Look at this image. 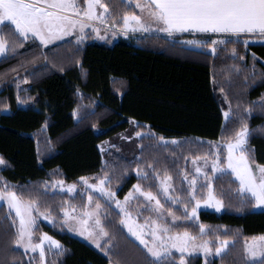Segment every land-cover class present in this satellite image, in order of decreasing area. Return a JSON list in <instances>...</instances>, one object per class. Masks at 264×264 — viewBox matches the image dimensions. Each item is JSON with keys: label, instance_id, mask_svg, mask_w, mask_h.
I'll list each match as a JSON object with an SVG mask.
<instances>
[{"label": "trees", "instance_id": "16d2710c", "mask_svg": "<svg viewBox=\"0 0 264 264\" xmlns=\"http://www.w3.org/2000/svg\"><path fill=\"white\" fill-rule=\"evenodd\" d=\"M101 3L108 6L109 17L132 12L123 0ZM1 36L8 48L0 58V156L6 161L0 178L20 199L35 200L38 210L54 218L69 199L47 189L55 179L107 176V184L121 196L136 182L155 191L153 174H167L175 194L185 199L180 172L188 160L209 154L211 142L233 139L242 123L250 129L246 154L253 163L264 164V42L245 46L230 41L211 53L184 46L178 36L156 33L111 43L63 40L46 46L18 38L5 25ZM132 123L134 132L150 133L133 138L129 149L101 151L100 144ZM160 137L181 141L162 144ZM137 168L148 173L147 180L138 178ZM212 188L222 212L201 210L197 220L189 221L175 207L179 220L172 226L197 238L229 241L225 252L206 264H252L244 242L264 236V210H253L247 193L241 205L239 183L229 173L216 176ZM53 224L39 225L64 249L49 256L50 264H153L113 208L104 216L107 252L72 235L60 222ZM15 233L12 217L0 205V264H32L15 246ZM169 259L178 261L179 256L157 264H169ZM185 261L203 264L200 255Z\"/></svg>", "mask_w": 264, "mask_h": 264}, {"label": "snow or ice", "instance_id": "6c2138e0", "mask_svg": "<svg viewBox=\"0 0 264 264\" xmlns=\"http://www.w3.org/2000/svg\"><path fill=\"white\" fill-rule=\"evenodd\" d=\"M84 3L86 7H84L83 11H79L77 10L75 0H51V2L45 4H42L41 0H0V31L7 25L11 28L13 34L18 35V38L27 40L32 36L38 39L41 44L49 45L52 41L74 34L78 28L79 34L76 35V40L79 42L86 38L84 35L85 28L91 26L86 21L100 20L102 23V18L108 10V6L101 3V0H84ZM97 5L103 10L99 14L95 12ZM135 7L140 9L141 12H145L147 19L141 15H136L135 13L128 14L126 12L123 15L122 30L149 31L152 25H157L160 32L167 33L169 36L176 32L185 33L187 31L203 34L210 33L219 37V39H213L211 43H208V48L212 52L216 51L218 44H227L231 38H235L236 42H239L241 37L251 38L257 34L261 38H264V0H149L148 3H141L137 0ZM49 9H54L55 11H50ZM70 12H75V16L67 14ZM94 31L99 34V28H95ZM243 42L247 44V39H244ZM186 43L201 44L200 41L193 40H188ZM7 48L6 42L0 38V55L6 54ZM232 52L235 54V49H232ZM17 100L18 102H22L19 96ZM244 111L249 112L251 110L244 109ZM72 115L74 118L79 119L76 109H73ZM224 116L228 118L229 112H224ZM249 133L250 129L247 123H242L240 128L235 131L234 138L229 139L226 145H224L227 148L224 164L239 181L241 205L246 203L243 193L247 191L251 193L255 204L259 206L264 205V164H256L254 169L252 166L253 161L244 150ZM142 135L144 133H135L136 137H141ZM160 140L163 141L164 138L161 137ZM172 143L176 144L177 141L173 140ZM218 146L217 144H210L209 154H212V150ZM249 151L254 153L255 149L252 148ZM209 154L194 159H204L205 163H207ZM219 160L220 157L216 156L211 161L212 173L220 171L224 166L219 164ZM5 163L4 158L0 156V165ZM148 167L151 168L152 165ZM136 171L139 179H148L147 172H144L140 168H137ZM195 172L197 174L201 173V167H196ZM204 177L208 186V192L207 199L203 203L212 204L219 211L222 202L212 194V178L207 172H204ZM79 179L85 185H88V179L85 177H80ZM156 179H159V177L157 176ZM184 179H187V176H184ZM106 180L107 176L99 183L102 185ZM171 180L172 178L169 175H165L158 185V192L155 194L152 191H142L139 183L134 184L129 193L125 195L123 202L120 200L115 201L116 207L120 209L121 213H124V205L133 198L134 194L139 193L146 200L145 208L151 205L152 211L157 214V219L145 218L146 222L151 219L149 225L151 228V232L149 233L152 238L151 241L144 239L143 229L145 226L133 221L130 214H126V218L122 216L120 221L127 231L144 246L147 254H150V257L153 258V264H157L161 259L172 257L173 249L179 254V259L178 261L169 259V264H186L184 254L190 251L199 250L206 256L212 252V249L208 246L209 241L201 240L197 242V237L191 235L187 229L182 232H172L168 224L157 222L164 215V205L159 199L160 193H163L166 199L173 203L179 201V197L170 195V192L174 190ZM56 183L63 185L64 182H53V187H55ZM196 183L197 176L193 175L191 188L194 189ZM91 187L95 188L97 185H91ZM74 188L75 185H69L68 191L72 192ZM100 191L109 200L115 198V193L110 189L101 187ZM0 197L7 200L10 208L15 210V217L19 220L14 240L16 245H21L26 250L41 249L40 255L42 260L45 255L42 248L45 240L50 241L51 245L56 247L57 255H60L64 251L60 242L53 239L47 233L41 234L39 243L32 242V229L36 223V218L32 215V209L37 203L35 200L22 201L17 198L14 192L0 191ZM189 198L196 201L190 211H188L187 205H185L186 216L190 218L196 216L201 201L196 199L194 192H189ZM99 207L100 205L97 204V208ZM61 211L64 214V224L69 226L70 231H75L79 235L86 237L100 248L101 251L107 252L109 250L107 244L101 247V238L107 237L108 233L98 218L95 220L94 227H89L87 226V219L81 220L78 217L70 216L66 209H61ZM167 214L172 217L173 221L178 220V217H176L171 208L167 209ZM43 215L46 220L50 219L47 212L43 213ZM92 215L94 213L84 212L86 218ZM52 222L55 223L54 220ZM13 224H15V219H13ZM204 227L203 224L200 225L201 235H203ZM259 240L264 241V236L259 237ZM227 243L228 241L225 240L217 247L215 249L216 253L220 254ZM245 253L253 258L252 264H256L255 258L260 257V259H264V243L246 244Z\"/></svg>", "mask_w": 264, "mask_h": 264}, {"label": "rangeland", "instance_id": "374dc122", "mask_svg": "<svg viewBox=\"0 0 264 264\" xmlns=\"http://www.w3.org/2000/svg\"><path fill=\"white\" fill-rule=\"evenodd\" d=\"M125 5L129 8H131L132 12L128 13V14H132L135 13L136 15H141L143 16L145 19H147V15L145 12H141L140 9L136 8L135 5L137 3V0H123ZM42 4H45L47 2H51V0H41ZM139 2L141 3H146L142 0H139ZM75 4L77 7V10L79 11H83L84 7H86L84 0H75ZM50 11H55L54 9H49ZM101 11H103L99 5L96 6L95 8V12L97 14H99ZM68 15L71 16H75V12H70L67 13ZM109 12L107 10V12L105 13L104 17L102 18L103 22L101 23L100 20H95V21H91V22H87L86 23H90L91 26L90 27H86L84 30V35H85V39L81 40V41H77L76 40V35L79 34V29L77 28L75 30L74 34H70L69 36H64L61 39L55 40L50 42L49 45L58 43L60 41L63 40H72L78 44H83L86 41L89 40H96V41H100V42H106V43H111L119 38H125V39H131V38H136L138 36H142L144 34H151V33H147L148 31H132L131 29H128L126 31L122 30L123 27V15H120L118 18L115 17H109ZM111 26V27H110ZM95 28H99V34H97L96 31H94ZM151 29H158L157 25H152ZM150 31V30H149ZM115 32V34H113ZM157 34V33H156ZM162 36H168V37H172L167 35V34H160ZM101 37H103V39H101ZM0 38L3 39V37L1 36V31H0ZM29 39H33L36 40L40 43V41L32 36L29 37ZM213 39H219V37L214 36L213 34H206V35H191L188 36L186 38H180L179 41L186 47L189 48H196V49H204L207 50L211 53H213L209 48H208V43H211V41ZM244 39H247V44H245L243 42ZM4 40V39H3ZM188 40H193V41H200L201 44H188L186 43V41ZM5 41V40H4ZM205 41H207V43H205ZM236 42L235 38H231L228 40V42ZM6 42V41H5ZM258 42H264V38H261L258 34L256 36H252L251 38L249 37H241L239 42H236L238 44H242L247 46L249 43H258ZM7 44V43H6ZM43 45V44H42ZM224 45L223 43L218 44L216 46V48L220 47ZM8 46V45H7ZM47 46V45H46ZM7 53V52H6ZM4 55H0V58L5 56ZM225 117V116H224ZM226 118V117H225ZM135 123H132L131 127L129 129H127L125 132H122L120 134H118L117 136H114L113 138L104 141L102 144H100L99 148L101 149L102 152H106L110 149H114V150H126L129 149L130 145L129 143L131 141H133V138H139L135 136V133L133 130ZM141 133H144V135L149 134V131H139ZM143 136V135H142ZM161 138V137H160ZM159 138V142L162 144H166V143H172L173 140L177 141V143H179L181 140L180 139H176V138H164L163 141H161ZM176 143V144H177ZM211 144H217L219 145L218 147H216L215 149H213L212 154L208 156V162L205 163L204 159H194V158H190L188 160L187 163V168L183 169L180 172V178L182 179V181L185 184V188L188 191V196L183 199L181 196L176 195L175 191L173 190L172 192H170L171 196L174 197H179V201L177 203H173L172 201H169L166 199V197L163 195V193L159 194V199L161 200V203L164 205V215L163 217L158 219V223H165L168 224L169 227L171 228L172 232H182V231H178L175 229V227H173L172 225L177 222L179 220L173 221L172 217L170 215L167 214V209L171 208L172 211L174 212V214L176 215V217H179L176 214V211L174 210L175 207H181L182 210L185 213V205H187L188 211L191 210V207L193 204L196 203L195 200H190L189 198V192H194L196 195V199L201 201V203L199 204V207L197 209V214L194 217H187L186 213V220L189 221H195L197 220L198 216H199V212L201 210H212L215 211L217 213H220L224 210L223 207V203L222 206L220 208L219 211L216 210V207L212 204H205L203 203V201L205 199H207V192H208V186L207 183L205 182V177H204V172H207L208 175L213 179L221 174L224 173H229L232 175L231 170L228 169L226 167V165L224 164V158L227 155V148L224 146L226 145V143H220V142H211ZM245 150V149H244ZM246 151V150H245ZM216 156L220 157L219 160V164L220 165H224L220 171L216 172V173H212V164L211 161L213 159L216 158ZM200 157H204V156H200ZM197 158V157H195ZM258 163H253V168L255 169V165ZM4 165V164H3ZM3 165H0V169L2 168ZM196 167H201V173L197 174L195 172ZM137 172V171H136ZM258 174V173H257ZM155 175L153 181L156 185V189L155 191L149 190V189H145L144 186L142 184H140L139 182H136L135 184L139 183L141 185L142 191H152L154 194L158 192V185L160 183V181L163 179V177L167 174H160V173H155L153 174ZM193 175L197 176V183H196V187L193 189L191 188V180ZM159 177V179H156V177ZM184 176H187V179H184ZM171 177V176H170ZM232 177L236 179V177L234 175H232ZM86 179H88V185H85L83 183V181H81L79 178L74 181V182H66L62 179H55V180H51L49 182H47V189L50 192H58V193H63L67 195V198H69L66 202V204L64 205V207L62 209H66L67 212L69 213L70 216H75L78 217L79 219L83 220V219H87L88 220V225L89 227H94L95 224V220L98 218L101 221V225L104 227V216L106 215V212L108 213V211L110 210V208L115 209L119 215H120V221L122 216H124L126 218V214H130L132 217V220L135 221L137 224L140 225H144V239L151 241V236H150V232H151V228H150V223H151V219H157V214L152 211V206L149 205L147 208H145V204H146V200L144 197L140 196L139 193L134 194L133 198L124 205V213L120 212V209H118L116 207V200H120L121 202L124 201V197L126 194L129 193V191L132 189V185L127 191H125V193H123V195L119 196L117 194V190L111 188L108 184H107V180L101 185L99 182L101 180H104V176H100V175H93V176H85ZM58 181H63V185H60L59 183L55 184V187H53V182H58ZM237 182L239 183V181L237 180ZM172 183V180H171ZM7 185V186H6ZM69 185H75V188L73 189L72 192L68 191V186ZM91 185H97V187L93 188L91 187ZM173 185V183H172ZM107 188L110 189L112 192L115 193V198L109 200V198L107 196H105L101 191L100 188ZM174 189V186H173ZM0 191L2 192H15V190L12 189V186L7 183L6 181L0 179ZM244 193H247L250 197H251V193H248L247 191H245ZM212 194L213 196L220 200L216 194L213 191L212 188ZM17 198H19V196L16 194ZM89 197H91V199H89ZM252 198V197H251ZM22 200V199H20ZM253 200V210H264V205H259L257 206L255 204L254 199ZM25 201V200H22ZM221 201V200H220ZM27 202V201H25ZM222 202V201H221ZM97 204L100 205L99 208H97ZM0 205H3L6 209V213L12 217V223H13V219H15V231H17L18 225H19V220L18 218L15 217V210L11 209L7 200H5L3 197H0ZM88 211L91 213H94V215L89 216V217H85L84 216V212ZM40 210L37 209V207H33L32 209V215L36 218V223L33 225V236H32V242L33 243H39L40 242V237L42 233H45L44 231H42V229L39 227L40 224L46 223V224H53V220L55 222H60L62 227L64 229H66L68 232H70L72 235H75L81 239H83L84 241H86L87 243H89L90 245H92L93 247L98 248L95 244H93L89 239H87L84 236L79 235L77 232L75 231H70L69 230V226L64 224V214L62 211H60V217L59 218H54L53 216H51L50 214H48L50 216V219H45L44 215ZM145 218H151L146 222ZM54 226V224H53ZM123 226V225H122ZM123 228L125 229L126 233L128 234V236L130 238H132L135 242H137L141 247L144 248L143 245L140 244V242L138 240H136V238L134 236L131 235V233H129L127 231V229L123 226ZM105 229V228H104ZM106 231V230H105ZM49 235V234H48ZM51 236V235H49ZM263 235H257L254 236L248 240H246L244 242V249L247 245H251L253 243L255 244H261L264 243V241H260L259 237H261ZM52 237V236H51ZM53 239H55L54 237H52ZM107 237H102L101 238V247H103V244L105 242ZM56 240V239H55ZM201 240H207L209 241V247L212 249V252L210 254H208L207 256L202 253L199 250L196 251H190L184 254V257L186 258L187 256L190 255H200L202 257L203 260V264H206L208 260L214 258V257H219L220 255H222L226 248L227 245L229 243H227L226 246H224V248L222 249L220 254H217L215 249L217 247H219L224 241H220V240H214L211 241L209 239L206 238H197V242L201 241ZM15 246L20 249L23 253L26 254L27 258L31 261L32 264H50L49 260V256H53L55 254V252L57 251L56 247L54 245H51V242L48 240H45L42 248L44 251V258L43 260L41 259V249L37 248V249H24L23 246L21 245H16ZM100 249V248H98ZM145 249V248H144ZM146 250V249H145ZM147 251V250H146ZM173 254H176L179 256L178 253L175 252V250L173 249ZM150 255V254H149ZM171 258V257H170ZM247 258L249 261H253V258H251L250 256L247 255ZM260 260V257L255 258V261ZM108 264H110V261L108 262ZM111 264H113L111 262Z\"/></svg>", "mask_w": 264, "mask_h": 264}, {"label": "crops", "instance_id": "0c3cea01", "mask_svg": "<svg viewBox=\"0 0 264 264\" xmlns=\"http://www.w3.org/2000/svg\"><path fill=\"white\" fill-rule=\"evenodd\" d=\"M146 3L149 2V0H142ZM147 33H157V34H167V33H163V32H160L158 29H151L150 31H148ZM210 34V33H208ZM168 35V34H167ZM191 35H206V34H203V33H193L192 31H187L185 33H179V32H176V33H173L172 36H178L179 38H186L188 36H191Z\"/></svg>", "mask_w": 264, "mask_h": 264}]
</instances>
